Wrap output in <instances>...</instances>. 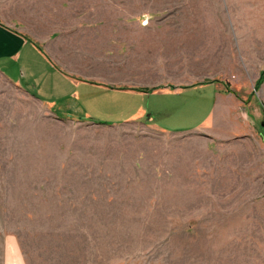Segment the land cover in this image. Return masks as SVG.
<instances>
[{
  "label": "rangeland",
  "instance_id": "374dc122",
  "mask_svg": "<svg viewBox=\"0 0 264 264\" xmlns=\"http://www.w3.org/2000/svg\"><path fill=\"white\" fill-rule=\"evenodd\" d=\"M15 1L95 27L72 40L88 56L135 46L138 63L163 61L153 81L196 84L149 94L163 129L98 123L53 112L16 84L17 62L14 77L0 65V264H264V0ZM219 86L226 139L196 130Z\"/></svg>",
  "mask_w": 264,
  "mask_h": 264
},
{
  "label": "crops",
  "instance_id": "0c3cea01",
  "mask_svg": "<svg viewBox=\"0 0 264 264\" xmlns=\"http://www.w3.org/2000/svg\"><path fill=\"white\" fill-rule=\"evenodd\" d=\"M17 6L15 0H0V65L14 77L12 67L13 62H17V79L20 80L22 72L27 82L24 86L16 84L45 103L53 112L56 109L63 110L69 118L98 123H107L95 120L104 116L116 119L114 124L146 120L163 129V124L155 118L158 114L163 116L166 109L162 106L146 107V100L151 96L149 94L179 90L196 84L184 85L183 75L175 76V79L166 76L153 81L152 71L156 70L157 73L158 69H164L163 61L138 63L135 60V46H128L124 61H116L113 57L120 48L114 50L106 44L105 48H113L111 54L88 56L83 50L74 49L72 40L73 37L82 36L83 32H86L85 29L90 31L95 27L69 26V17H26L22 15L25 10L22 9L21 14ZM132 58L134 61L130 62ZM170 65L174 68L176 64ZM137 73H142L138 79ZM146 73H150L147 78ZM7 78L14 82L9 76ZM217 83L219 85V82ZM224 94L219 86L210 116L212 125L207 126L204 123L197 126L199 133L223 139L227 138L226 135L233 136L232 134L236 133L233 129L221 128L217 124L229 114V110L221 111L220 108V101L224 104L226 102ZM108 96H113V99H108ZM148 111L152 112L147 114ZM7 258H13V254L8 253ZM9 262L25 264L24 260L19 258Z\"/></svg>",
  "mask_w": 264,
  "mask_h": 264
}]
</instances>
